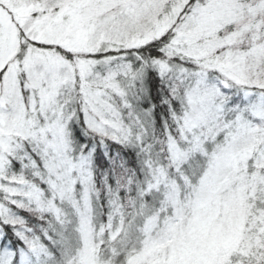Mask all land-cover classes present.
Instances as JSON below:
<instances>
[{
	"label": "snow or ice",
	"instance_id": "snow-or-ice-1",
	"mask_svg": "<svg viewBox=\"0 0 264 264\" xmlns=\"http://www.w3.org/2000/svg\"><path fill=\"white\" fill-rule=\"evenodd\" d=\"M0 264H264V0H0Z\"/></svg>",
	"mask_w": 264,
	"mask_h": 264
}]
</instances>
